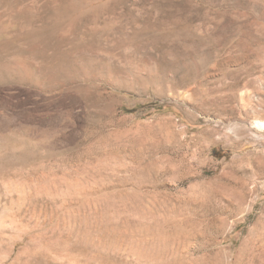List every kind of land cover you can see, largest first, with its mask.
I'll return each mask as SVG.
<instances>
[{
    "label": "rangeland",
    "instance_id": "rangeland-1",
    "mask_svg": "<svg viewBox=\"0 0 264 264\" xmlns=\"http://www.w3.org/2000/svg\"><path fill=\"white\" fill-rule=\"evenodd\" d=\"M0 264H264V0H0Z\"/></svg>",
    "mask_w": 264,
    "mask_h": 264
},
{
    "label": "bare ground",
    "instance_id": "bare-ground-1",
    "mask_svg": "<svg viewBox=\"0 0 264 264\" xmlns=\"http://www.w3.org/2000/svg\"><path fill=\"white\" fill-rule=\"evenodd\" d=\"M259 123H260V122H259ZM259 123H258V124H259ZM262 126H263V125L261 124V127H262Z\"/></svg>",
    "mask_w": 264,
    "mask_h": 264
}]
</instances>
